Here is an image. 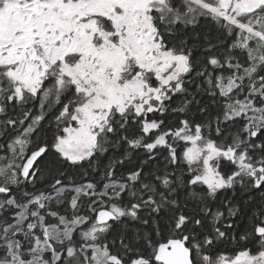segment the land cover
Instances as JSON below:
<instances>
[{
    "label": "trees",
    "instance_id": "trees-1",
    "mask_svg": "<svg viewBox=\"0 0 264 264\" xmlns=\"http://www.w3.org/2000/svg\"><path fill=\"white\" fill-rule=\"evenodd\" d=\"M259 21L264 22V17ZM171 27L180 30V36L171 37L170 44L188 54V69L179 87L154 101L150 110L136 112L130 105L121 114L111 112L88 157L70 160L50 149L37 160L30 179L21 177L20 186L9 183L2 196L14 204L0 208L1 264H5L2 244L18 243L24 260L31 255L26 251L33 237L24 231L33 215L28 213L19 223L21 206L41 215L54 211L69 222L84 216L76 226L79 231L95 222L99 209L118 206L120 215L113 211L115 219L98 224L108 226L95 243L107 253L106 264L152 260L159 243L184 232L197 245L195 260L205 249L214 259L221 251L234 252L251 244L254 226L264 212V181L257 183L264 174V42L214 19L200 17L193 24ZM249 104L260 119L249 117L255 114L250 110L243 111ZM181 129L196 131L231 153L215 161L220 174L230 180L227 185L211 190L199 182L201 166L187 160L188 143ZM243 153L249 164L261 167L249 177L234 179L236 158ZM2 164L1 159L0 183L8 186L1 176ZM181 217L187 221L180 222ZM54 220V214L45 219ZM11 225L12 231L5 232ZM72 237L78 249L92 253V248L82 246L77 230ZM60 253L65 257V250ZM40 260L55 264L47 253Z\"/></svg>",
    "mask_w": 264,
    "mask_h": 264
},
{
    "label": "flooded vegetation",
    "instance_id": "flooded-vegetation-1",
    "mask_svg": "<svg viewBox=\"0 0 264 264\" xmlns=\"http://www.w3.org/2000/svg\"><path fill=\"white\" fill-rule=\"evenodd\" d=\"M170 1L171 6L165 2V9H154L156 14L151 11L145 24L135 27L134 48H130L124 39L125 33L120 31H126L131 24L113 0L98 2L102 9L110 10L109 15L93 12L91 0H0V160L22 157V176L23 164L34 150L47 147L45 153L51 149L61 154L55 149V143L66 134V126L77 123V118L83 115L84 93L99 86L100 78H114L113 67L107 57L100 54L105 48L113 52L116 48L123 50L125 57L120 61L125 63V71L130 70L126 74L145 77V66L134 64L137 63L134 54L143 53L144 60L147 59V40L159 41L164 50L183 56L188 62V54L169 42L171 37L180 36V30L171 24H193L200 17L227 24L202 7L181 3V0ZM196 17L198 19L194 20ZM87 22L89 25L84 27ZM157 63L159 69L165 64L162 60ZM19 139L23 149L12 150L11 144ZM21 181L20 178L17 186L23 183ZM263 181L259 177V183ZM2 185L0 183V192L8 193L11 185ZM181 220L187 221V218L181 217ZM258 227L264 228V212L254 226L250 245H243L234 252L221 251L216 256L246 252L264 260V233L258 235ZM187 235L184 232L173 238H186L185 245L193 264H206L207 255L211 264L213 258L206 249L200 259L195 260L197 245L189 241ZM165 241L167 239L162 242ZM146 262L161 264L154 258Z\"/></svg>",
    "mask_w": 264,
    "mask_h": 264
},
{
    "label": "rangeland",
    "instance_id": "rangeland-1",
    "mask_svg": "<svg viewBox=\"0 0 264 264\" xmlns=\"http://www.w3.org/2000/svg\"><path fill=\"white\" fill-rule=\"evenodd\" d=\"M110 1L112 0H91L92 7L94 8L93 12L108 14L110 10L102 9V5L98 2L109 3ZM113 1H115V6L122 8L123 14L131 24L126 31H120L125 33L124 39L130 48H134L132 42L134 43L135 40L133 37L136 31L135 27L145 24V18H149L151 11H154V9H165V2L169 6L172 5L170 0ZM183 2L202 7L205 11L210 12V14L219 16L223 21L246 30L247 35L256 36L260 41L264 42V22L259 21V18L264 17V0H181V3ZM193 10L191 8V11ZM187 14L191 16L189 11H187ZM256 24L258 25L256 26ZM87 25H89V22L84 27H87ZM95 27L96 23L94 24ZM85 36L87 35L85 34ZM91 48L95 49L96 47L91 45ZM147 52L146 60H144L145 54L142 53L141 56L138 53L134 54L137 62H134V64L136 66H138L137 64L145 66L147 71L145 77L143 75L126 74L130 70L125 71V63L120 61L125 57L123 50L116 48L115 52H113L105 48L104 51L100 52L101 55L107 57L109 65L113 67L114 78H100L99 86H96L92 91L84 93L85 104L83 115L77 118V123L75 122L66 126V134L58 137L54 146L64 158L81 160L88 157L96 147L98 136L105 129L103 125L106 122H103V120L109 117V113L115 112L121 114L130 105L136 112L150 110L154 107L152 105L154 101L158 103L168 91L174 87H179L180 77L188 68L186 59L183 56L172 55L170 52L164 50L157 40H147ZM150 60L153 62L151 63ZM160 60L165 62V64L159 69L156 63ZM248 110L255 113L249 115V117L260 119V116L254 111V106L250 105L249 108L243 109L244 112H248ZM180 133L184 134L182 137L188 143L185 150L187 160L201 166L199 182L206 184L211 190H216L227 185L230 180L220 174L215 161L223 155L229 157L231 153L223 151L215 143L204 139L196 131L189 132L181 129ZM11 149L22 150V141L19 139L12 143ZM1 159L3 161L1 168L2 178L7 180V184H17L22 177L20 169L23 158L10 156ZM236 161L238 167L232 175L234 179L249 177L250 173H256L255 168L261 167L249 164L250 161L244 153L240 154L236 158ZM263 179L264 174L261 175V180ZM257 183H259V180ZM63 190L60 189V191ZM79 191L80 188L76 187L75 192L78 193ZM0 195V208L5 207L6 203L14 204V201H5L2 193ZM109 208L118 215L122 213V210L116 205ZM19 210V223L26 218L28 213L33 215V218H30V222L26 224L24 231L25 234L29 233L33 237L32 246L26 251L31 252V255L29 259L24 260L20 254L18 243H15L14 247L10 243L7 245L2 244L4 247L1 258L3 263L50 264L48 260H40L41 255L44 253L52 257L55 264L58 262L62 264H106L108 261L109 258L105 250L102 251L95 244L98 236L104 229H106L105 233H107V228L105 227L108 226L98 225L93 222L91 225H84L85 228L79 231L80 226L78 228L76 226L84 222V216L72 217L71 220L73 221L69 222L64 216L57 215L54 211H49L48 215H41L36 211L29 212V206H21ZM53 214L57 217V220L47 223L45 219ZM111 221L102 224H108ZM12 226L6 227L5 232L7 230L12 231ZM179 227L180 225L176 221L175 228L178 229ZM37 230L43 232V235H38ZM74 230H77L78 235L81 237L78 238L82 240V246L84 248H92V253L82 252L76 247L72 237ZM18 231L19 229L13 233L17 235ZM5 232L3 231L1 236L5 237ZM71 239L72 241H70ZM60 249L65 250V257L61 255ZM36 252L40 256V259H38ZM145 263H147L146 260H136L132 264ZM211 264H264V260L255 255H249L246 252H239L228 256H217L212 260Z\"/></svg>",
    "mask_w": 264,
    "mask_h": 264
},
{
    "label": "water",
    "instance_id": "water-1",
    "mask_svg": "<svg viewBox=\"0 0 264 264\" xmlns=\"http://www.w3.org/2000/svg\"><path fill=\"white\" fill-rule=\"evenodd\" d=\"M47 147H40L29 154L22 167V176L27 178L30 175L37 160L45 153ZM2 190V188H0ZM116 218L115 213L107 208H101L96 212L95 221L102 224ZM264 233V228L258 227L257 234ZM185 237L170 238L165 242L159 243L155 250V260L161 264H193L189 248L185 245ZM208 262V255L206 259Z\"/></svg>",
    "mask_w": 264,
    "mask_h": 264
}]
</instances>
